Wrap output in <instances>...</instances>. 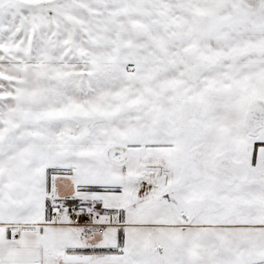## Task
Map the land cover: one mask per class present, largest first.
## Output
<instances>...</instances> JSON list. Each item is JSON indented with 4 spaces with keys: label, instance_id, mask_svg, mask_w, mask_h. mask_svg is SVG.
Instances as JSON below:
<instances>
[{
    "label": "snow or ice",
    "instance_id": "snow-or-ice-1",
    "mask_svg": "<svg viewBox=\"0 0 264 264\" xmlns=\"http://www.w3.org/2000/svg\"><path fill=\"white\" fill-rule=\"evenodd\" d=\"M0 264H264V0H0Z\"/></svg>",
    "mask_w": 264,
    "mask_h": 264
}]
</instances>
